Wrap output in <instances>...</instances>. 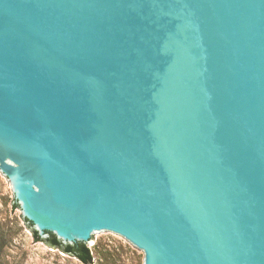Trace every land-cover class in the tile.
Wrapping results in <instances>:
<instances>
[{
    "label": "water",
    "instance_id": "1",
    "mask_svg": "<svg viewBox=\"0 0 264 264\" xmlns=\"http://www.w3.org/2000/svg\"><path fill=\"white\" fill-rule=\"evenodd\" d=\"M0 170L42 239L264 264V0H0Z\"/></svg>",
    "mask_w": 264,
    "mask_h": 264
},
{
    "label": "rangeland",
    "instance_id": "2",
    "mask_svg": "<svg viewBox=\"0 0 264 264\" xmlns=\"http://www.w3.org/2000/svg\"><path fill=\"white\" fill-rule=\"evenodd\" d=\"M15 199L12 181L0 170V264H84L37 241L23 210L14 207ZM88 246L93 251L91 264H144V252L118 234H98Z\"/></svg>",
    "mask_w": 264,
    "mask_h": 264
},
{
    "label": "trees",
    "instance_id": "3",
    "mask_svg": "<svg viewBox=\"0 0 264 264\" xmlns=\"http://www.w3.org/2000/svg\"><path fill=\"white\" fill-rule=\"evenodd\" d=\"M14 207L18 208L19 205L14 202ZM28 226L32 229L34 237L37 241H45L50 246L60 248L65 253L70 254L76 257L84 264H91L93 260V251L86 243H75L73 245H65L60 240H58L54 235L50 234L47 239H42L38 236V233L35 231L33 224L29 223L28 220L25 219Z\"/></svg>",
    "mask_w": 264,
    "mask_h": 264
}]
</instances>
